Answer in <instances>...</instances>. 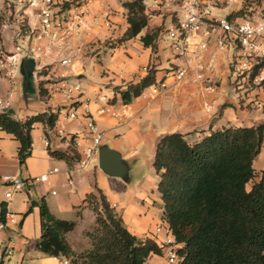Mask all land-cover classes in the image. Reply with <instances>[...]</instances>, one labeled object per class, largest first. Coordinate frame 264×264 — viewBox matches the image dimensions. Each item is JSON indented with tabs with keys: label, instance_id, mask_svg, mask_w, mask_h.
Wrapping results in <instances>:
<instances>
[{
	"label": "crops",
	"instance_id": "obj_1",
	"mask_svg": "<svg viewBox=\"0 0 264 264\" xmlns=\"http://www.w3.org/2000/svg\"><path fill=\"white\" fill-rule=\"evenodd\" d=\"M13 1L0 0V48L9 55L20 42L26 41V32L22 34L18 29L20 7ZM123 3V0L94 2L90 7L93 18L74 29L65 53L73 59L71 74L83 87L76 107L81 113L88 109L95 116L103 133L101 146L106 145L122 155L129 167L126 180L106 175L99 168L98 154L88 169H81L78 162L92 146L88 122L85 118L66 117L64 113L71 102L61 97L46 99L41 96L43 78L35 60L21 59L15 69L8 67L0 71V113L25 121L48 110L60 111L53 128H47L42 122L34 124L32 152L23 165L19 160L20 142L14 135L0 131V213L5 205L16 220L2 233L0 264L2 261L3 264H54L55 257L42 253L37 246L42 235L41 200H45L50 212L58 219L77 220V212L84 211L92 217V222L94 215L88 207L87 196L97 194L98 189L133 235L140 239L152 238L163 216V203L161 197H157L158 184L152 171L159 140L177 132L184 134L188 142L196 143L211 131L264 124V114L251 105L246 106L232 89L229 52L220 55L212 79L219 87L218 93L209 94L191 71L182 81L168 78V89L160 95H152L147 88L141 96L125 104L120 92L130 83H140L148 73L145 68L154 67L157 83L164 80L169 69L180 61L162 35L156 40V51L145 47L141 41L147 32L157 31L159 19L150 20L148 27L137 37L121 41L129 27ZM12 6L14 10H11ZM87 61L93 62V66L89 67ZM59 62L51 55L45 62L50 67L45 69L53 74L67 71ZM46 85L47 81H44V88ZM206 103L213 105L210 112L205 109ZM49 149L69 153V159L54 158ZM132 169H146L148 175L139 183H129ZM254 169L264 171V142L254 161ZM54 170L58 172L51 174L47 182H33L26 191L6 199L11 188L3 182L4 176L29 180ZM70 179L74 184H69ZM80 231L82 235L84 228ZM75 233L70 232L66 237L76 252L73 247L77 242L73 240ZM7 246L13 249V254L3 258ZM151 259L156 261L157 255Z\"/></svg>",
	"mask_w": 264,
	"mask_h": 264
},
{
	"label": "trees",
	"instance_id": "obj_2",
	"mask_svg": "<svg viewBox=\"0 0 264 264\" xmlns=\"http://www.w3.org/2000/svg\"><path fill=\"white\" fill-rule=\"evenodd\" d=\"M123 5L129 27L121 41L137 37L150 21L142 0H126ZM159 34L147 32L141 41L156 51ZM154 84L155 70L150 66L140 83H130L120 92L122 101L130 103ZM40 90L44 97V83ZM57 118L51 110L25 121L0 113V131L14 135L21 144L22 165L32 152L34 124L53 128ZM263 142L264 124L211 131L196 143L177 132L159 140L153 167L159 176L162 222L181 245L178 264H264V171L254 169ZM49 154L69 159V153L49 149ZM87 202L94 206L98 234L89 250L76 253L66 237L75 222L58 219L41 200L42 235L37 246L42 253L65 256L71 264H144L163 254L154 239H140L126 228L100 189L89 194ZM6 211L3 205L0 221H5Z\"/></svg>",
	"mask_w": 264,
	"mask_h": 264
},
{
	"label": "built area",
	"instance_id": "obj_3",
	"mask_svg": "<svg viewBox=\"0 0 264 264\" xmlns=\"http://www.w3.org/2000/svg\"><path fill=\"white\" fill-rule=\"evenodd\" d=\"M17 1L25 15L19 19L18 29L21 31V26L25 22L28 27L24 31L31 42L47 41L50 45L49 50L63 49L58 64L68 70L60 74L46 70L45 97L46 99L61 97L71 102L64 113L68 119L87 120L92 146L78 163L81 169H88L101 147L103 133L98 128L95 116L90 114L88 109L81 113L76 107L83 87L80 80L71 74L73 59L65 52L74 29L93 18L90 7L98 0ZM13 3L15 4V1ZM142 4L150 20L159 19V25L165 26L164 33L170 37L171 49L176 59L180 61L176 67L169 69L164 80L149 87L152 95H160L168 89V78L182 81L191 71L195 72L196 81L209 94L218 93L219 87L212 79L217 71L220 55L229 52L228 65L234 93L246 106L251 105L264 114L263 3L259 4V0H142ZM224 11L227 12V16L219 17L218 14ZM22 21L24 22L21 23ZM42 53L43 50L37 44L29 49L17 46L12 55L0 48V71L3 72L8 67L15 69L21 59L35 60L40 58ZM144 71L148 72V68ZM212 107V104H205L207 112H210ZM59 112H56L57 116ZM57 172L50 171L29 180L12 175L4 176L3 182L11 188L5 195L6 199L10 200L15 193L26 191L33 182H47L50 175ZM69 184H74V181L70 179ZM15 222V216L6 211L5 221L0 222V244L3 243V231L10 223ZM152 239L158 243L163 254L157 256L156 261L150 258L144 264H150L151 260V264H178L180 260L178 249L181 245L176 242L168 226L160 224ZM12 254L13 249L7 246L4 258H9ZM54 264H71V261L65 256H58L55 257Z\"/></svg>",
	"mask_w": 264,
	"mask_h": 264
},
{
	"label": "rangeland",
	"instance_id": "obj_4",
	"mask_svg": "<svg viewBox=\"0 0 264 264\" xmlns=\"http://www.w3.org/2000/svg\"><path fill=\"white\" fill-rule=\"evenodd\" d=\"M262 3L264 4V0H259V4L262 5ZM19 4L20 3L17 0H15V6L20 7ZM14 9L15 8L12 6L11 10H14ZM20 9H21V7H20ZM21 11L20 10L18 11L17 17L22 18L23 16H25L23 11L22 12ZM218 16L224 18V17L227 16V12L226 11L221 12L220 14H218ZM25 18L27 19V17H25ZM25 18H23V19H25ZM2 19H3V17L1 18V20ZM23 22L24 21H22L21 23H23ZM27 27H28V24H25V22H24L22 24V26H21L22 34H24L26 32V31H24V29L27 30ZM164 27H165L164 25H159V23H158L156 29H157L158 33L162 32V34H160V35L163 36L164 41H166V42H168L170 44L171 43V39H170V37L168 36V34L166 32L164 33ZM25 40L26 41L20 42V47H22L24 49H29L31 46H34V45L37 44L43 50V53L41 54V57L38 58V59H35V61L38 63V67L39 68L43 67V70H41V72H40V76H41V78H43L42 80H43V83H44L45 75H46V69L45 68L46 67H50L48 64L45 63L46 60L49 59V57L51 55H55L57 57L58 61H59L61 55L63 54V49L53 48V49L49 50V46L50 45H49V43L47 41H40V42H35L34 41V42H31V40H29L27 35H26ZM87 64H88L89 67L93 66V62L87 61ZM45 96H44V98H46ZM53 113H55V111H53ZM256 116H258V114H256ZM191 143H194V141H191ZM152 171L154 173L153 177H155L157 179L156 182L158 184V179H159L158 175L155 173L154 169ZM147 175H148V171L146 169H132L130 171V178L131 179H130L129 183H131V182L133 184L139 183L140 181L145 179ZM249 187H250V185H249ZM158 195H159V193L157 192V197L160 196V195L159 196ZM160 201L161 200L159 198L158 199V203ZM88 207L92 210L93 215H94V220H92V222L90 221L92 217L90 218L89 216H87L84 211L77 212V218H78L77 220H70L72 222H75V224H76L75 228L72 231H70V232H74V233H75V231H77L75 233L74 237H73L74 241L77 240V242H75V244L73 245V247L77 250L76 253H83V252L89 250L92 247V237L95 236L96 234H98V224H97V221H96V215H95V213L93 211V207L94 206H89L88 205ZM161 224H163V222H161ZM77 226H78V228H77ZM83 228H84V233L81 235L80 229H83ZM188 228L190 229L191 226H189ZM70 232H68L67 235L70 234ZM87 241H89L90 245H88ZM87 246H90V247L88 249H86V250H83ZM80 250H81V252H80ZM151 262H152V260L149 261L150 264H151Z\"/></svg>",
	"mask_w": 264,
	"mask_h": 264
},
{
	"label": "water",
	"instance_id": "obj_5",
	"mask_svg": "<svg viewBox=\"0 0 264 264\" xmlns=\"http://www.w3.org/2000/svg\"><path fill=\"white\" fill-rule=\"evenodd\" d=\"M99 168L110 177L126 180L129 167L122 155L108 146H101L98 150Z\"/></svg>",
	"mask_w": 264,
	"mask_h": 264
}]
</instances>
